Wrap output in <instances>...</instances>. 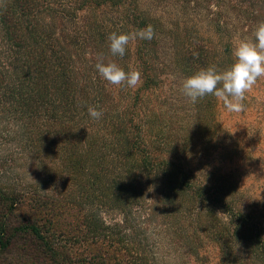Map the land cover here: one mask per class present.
I'll use <instances>...</instances> for the list:
<instances>
[{"label":"trees","instance_id":"obj_1","mask_svg":"<svg viewBox=\"0 0 264 264\" xmlns=\"http://www.w3.org/2000/svg\"><path fill=\"white\" fill-rule=\"evenodd\" d=\"M262 23L264 0H0L16 143L0 167V264H209L210 249L213 264H264V192L241 183L218 98L192 103L189 125L167 96L175 72L230 68ZM148 25L153 39L110 52L111 33ZM100 54L142 83L109 84ZM17 160L45 191L16 189Z\"/></svg>","mask_w":264,"mask_h":264},{"label":"rangeland","instance_id":"obj_2","mask_svg":"<svg viewBox=\"0 0 264 264\" xmlns=\"http://www.w3.org/2000/svg\"><path fill=\"white\" fill-rule=\"evenodd\" d=\"M245 40L250 39L245 37ZM241 41H244V39ZM241 41L237 44L239 45ZM170 79L171 81L169 80L170 82L167 84V87H170V92L166 88L169 93L167 96H170V99L176 105L178 120L184 124L193 125L191 124L193 121L192 103L183 95L181 90L182 82L186 78L175 72V74H171ZM125 93H127V90H125ZM245 96L247 98L244 101L249 103L243 102L244 109L239 113L229 112L225 108L223 101L219 99L217 100V108L219 122L230 132H223L221 137L227 145L235 144L234 149L237 151V156L233 158L236 163H233L235 164L234 167H237L236 170L245 178L241 183L245 181L244 188L254 190L256 195L253 197L258 198L259 192H264V77L260 78L256 85L245 93ZM10 119V114L7 111L0 113V167L6 165V157H10L9 155L12 154V151H15L16 143L13 139L15 135H13ZM22 162L17 160L16 174L18 179L16 180V189L23 188L22 186H30V188L35 189L34 192H43L42 190L46 186L42 184L41 180H34L33 173L27 171V163ZM3 175L0 171V177ZM5 180H8L7 177H5ZM210 250L212 253L210 254L209 264H213L212 260L215 259V251ZM171 258V255H169L168 260ZM171 260H173V262L170 261L172 264H180L175 262L174 258Z\"/></svg>","mask_w":264,"mask_h":264},{"label":"clouds","instance_id":"obj_3","mask_svg":"<svg viewBox=\"0 0 264 264\" xmlns=\"http://www.w3.org/2000/svg\"><path fill=\"white\" fill-rule=\"evenodd\" d=\"M154 35L151 25L134 33H111L108 37L110 52L123 57L130 41L151 40ZM193 55L197 56L198 53L194 52ZM234 56L236 58L234 63L223 72H218L212 66L187 77L182 82L183 95L193 104L207 95H214L223 101L229 112L243 111L245 93L264 77V23L260 24L255 32V42L241 41L234 50ZM95 67L109 84L116 86L126 84L128 87L136 88L142 83L140 71L132 70L126 73L115 62L105 63L102 54L97 56ZM88 114L94 120H99L103 116V112L95 107H88Z\"/></svg>","mask_w":264,"mask_h":264}]
</instances>
